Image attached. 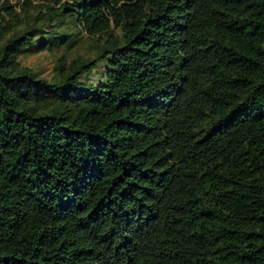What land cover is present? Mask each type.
<instances>
[{
    "label": "trees",
    "instance_id": "1",
    "mask_svg": "<svg viewBox=\"0 0 264 264\" xmlns=\"http://www.w3.org/2000/svg\"><path fill=\"white\" fill-rule=\"evenodd\" d=\"M0 264H264V0H0Z\"/></svg>",
    "mask_w": 264,
    "mask_h": 264
},
{
    "label": "rangeland",
    "instance_id": "2",
    "mask_svg": "<svg viewBox=\"0 0 264 264\" xmlns=\"http://www.w3.org/2000/svg\"><path fill=\"white\" fill-rule=\"evenodd\" d=\"M29 62L35 64L36 66L41 65L42 71L46 74H50L52 72L54 61H53V57L48 55V53H42L39 55H35L34 57L32 56L29 59ZM91 73H92L91 75L92 79L95 80L99 79L100 73L97 70L93 69L91 70Z\"/></svg>",
    "mask_w": 264,
    "mask_h": 264
}]
</instances>
